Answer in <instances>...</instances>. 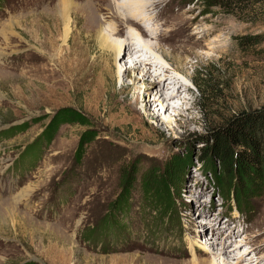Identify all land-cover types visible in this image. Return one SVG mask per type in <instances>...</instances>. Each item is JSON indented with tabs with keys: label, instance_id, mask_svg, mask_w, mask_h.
<instances>
[{
	"label": "rangeland",
	"instance_id": "1",
	"mask_svg": "<svg viewBox=\"0 0 264 264\" xmlns=\"http://www.w3.org/2000/svg\"><path fill=\"white\" fill-rule=\"evenodd\" d=\"M58 1L0 0V214L7 218L0 264H192L188 239L196 242L198 232L201 242L226 241L231 256L220 258L228 264L241 257L264 264V184H244L203 157L213 126L234 111L264 107V59L237 43L264 27L200 0H152L166 25L162 48H184L174 61H159L184 69L192 100L187 111L176 100L181 114L157 109L156 121L133 112L138 98L156 96L155 83L134 85L118 74L96 40L91 18L107 26L110 1L73 0L70 26ZM136 61L123 57L119 66ZM206 68L219 86L209 98L201 86ZM63 107L82 110L97 137L81 144L87 126L78 123L50 129ZM14 126L23 128L9 134ZM45 131L53 139L34 161L35 151L28 153ZM27 185L32 193L14 205ZM8 207L19 214L15 221ZM213 253L199 259L222 262Z\"/></svg>",
	"mask_w": 264,
	"mask_h": 264
},
{
	"label": "bare ground",
	"instance_id": "2",
	"mask_svg": "<svg viewBox=\"0 0 264 264\" xmlns=\"http://www.w3.org/2000/svg\"><path fill=\"white\" fill-rule=\"evenodd\" d=\"M109 1L112 6L109 7L110 10L106 13V19L111 22H108L107 26L102 25L100 22L98 23L99 20L97 21L94 17L91 18V21L93 22L92 26H95V28L92 27L93 32L95 33L99 46L110 55L117 67V73L121 74V72H123L125 77L132 78L134 85L138 83L139 79L144 85L149 79H152L153 83L156 85V96H142V98H138L134 105L133 112L137 114V116H146L159 121L160 116L157 109L173 111L178 114L183 112V106H176V100H180L183 104H185V109L187 111L189 109L191 99L187 98L186 94L191 93V88L182 79V75H186L184 69L172 64H170V66H166L159 61V59L166 62H169L172 59L174 61V58H176L174 57L175 54L181 52L179 49L182 47L178 48L170 46L168 52L162 48L160 41L168 36L164 31V27H166L165 23L160 25L159 14L155 15L154 13L156 12L155 10H157L153 7L154 2H152V0ZM56 7L59 14L64 17L68 26H70L71 15L77 12L78 9V7L74 5L73 0H59ZM204 33L205 32H202L201 34L199 31L197 34L203 36ZM65 35L67 38L70 36V29ZM202 39L204 40L205 37ZM147 40L155 41V43L150 45L146 43ZM168 45H170V43ZM195 45L203 46V42L199 41L195 43ZM182 50H184V48H182ZM133 56L137 58V61L134 62L128 70L123 71V69L119 66V60L123 57L131 58ZM137 74H140V78L137 77ZM186 76L188 77V75ZM150 91L151 90L149 89V95H151ZM138 105H140V108H137ZM165 121L170 123L167 119H165ZM32 191L33 189L30 185L24 187V189L20 191L19 195L14 196V205H17V203L22 200L25 201L24 199L29 197V194H31ZM13 207L15 208V206ZM6 213H8L13 221H15L16 217L19 215L15 210H13V208L10 209V207L7 208ZM218 214L219 216L222 215V213ZM212 220V224L214 225L212 227L215 228L219 224V218H214ZM0 221L7 222V218L0 214ZM228 222L224 224L228 225ZM232 234L235 235L236 231L229 234L230 237L234 238V235ZM199 237H201V234L198 232L193 236V240L196 242L193 243L190 237L188 239L191 251L190 254L193 259V262H191L192 264H217L214 260L201 261L199 259L200 253H213L214 251H210L211 248L216 250L213 254H215L216 258H218L217 260H219L221 255L223 258L231 256V247L227 246L228 244H226L225 240L222 242V238H220V241H217V239L214 238H206V240H214V243L211 244V241H199ZM247 240L248 238L245 237L244 241ZM219 242L221 243L220 245H218ZM241 242L243 243V241ZM217 246H220L221 249L219 250ZM209 247L210 249H208ZM233 249L235 250L236 246L233 247ZM223 258H220L222 259V262L219 264H228L227 260ZM253 258H251L250 261L248 260L249 262L244 263L247 259L241 257L236 260L235 264H261V259L258 258L257 260H259V262H257V260L255 259V261Z\"/></svg>",
	"mask_w": 264,
	"mask_h": 264
},
{
	"label": "trees",
	"instance_id": "3",
	"mask_svg": "<svg viewBox=\"0 0 264 264\" xmlns=\"http://www.w3.org/2000/svg\"><path fill=\"white\" fill-rule=\"evenodd\" d=\"M200 1L206 8L218 7L241 21L255 27H264V0ZM237 43L240 50L247 55L260 60L264 59V31L239 37ZM201 86L205 88L206 98L217 95L219 91V86L213 81L208 68L204 69ZM62 123H78L87 126L81 144L90 142L97 137L92 121L77 107L58 109L49 128L51 129L52 125L58 127ZM56 127L55 129H57ZM17 128L23 127L14 126L8 131L9 134L16 131ZM211 133L214 137L212 142L209 144L208 139H205L206 142H204L203 157L205 160L211 159L215 166L217 164L222 166L226 174H236L244 184L252 182L264 184V107L251 113L234 111L223 121H220V124L213 126ZM53 135L54 131L53 133L45 131L41 145L29 152L28 156L35 151L32 160L41 158V151L52 141Z\"/></svg>",
	"mask_w": 264,
	"mask_h": 264
}]
</instances>
